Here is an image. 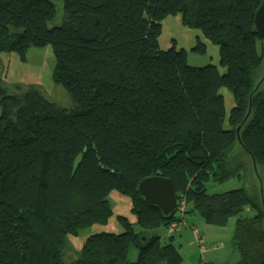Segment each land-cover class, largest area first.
<instances>
[{
  "label": "trees",
  "instance_id": "1",
  "mask_svg": "<svg viewBox=\"0 0 264 264\" xmlns=\"http://www.w3.org/2000/svg\"><path fill=\"white\" fill-rule=\"evenodd\" d=\"M61 1L63 20L52 25L53 0H0V53L24 58L30 47L51 45L53 80L72 101L67 109L34 86L0 87V264H66V237L107 223L113 190L130 198L141 229L118 216L125 230L91 234L70 264H181L179 248L154 232L175 213L164 217L136 191L151 175L169 177L186 213L206 223L237 216V264H264L263 194L206 188L239 173L238 148L264 169V47L253 30L262 0ZM170 15L219 46L224 73L159 47ZM223 86L233 97L227 117Z\"/></svg>",
  "mask_w": 264,
  "mask_h": 264
},
{
  "label": "rangeland",
  "instance_id": "2",
  "mask_svg": "<svg viewBox=\"0 0 264 264\" xmlns=\"http://www.w3.org/2000/svg\"><path fill=\"white\" fill-rule=\"evenodd\" d=\"M53 2L57 10V16L51 24L58 25L63 20V5L61 0H53ZM198 40L206 43V50L203 53H198L194 50ZM158 44L162 49L175 46L177 50H185L187 63L191 66L202 67L213 64L218 67L221 73H224L226 70L220 64L219 46L205 40L199 29L184 26L181 23L179 15L167 16L162 21V33L159 36ZM54 67L55 57L49 44L30 47L25 53L24 58L16 52H2L0 53V87L12 93L15 90H25L29 86H34L60 107L69 109L72 107V101L66 90L53 80ZM261 74H264V62ZM262 87L264 88V81ZM220 93L225 100L227 117L233 107V97L231 91L225 86L220 88ZM1 110L0 108V115ZM224 128H228L227 121L224 123ZM242 150L238 148L233 160L235 165L240 163V166H242V168H238V170L240 169V174L235 173L221 181H208L206 183L208 192L221 193L241 188L251 196L263 194L264 198V169L259 170V168L255 167L251 158ZM108 203L113 214L107 223L81 228L76 235H68L66 237L63 253L66 264H70L78 257L86 238L91 234L100 232L122 233L125 229L118 221V216L127 218L132 223L135 231L141 229L136 222V216L131 211V201L128 196L113 190L108 196ZM243 215H252V210L247 207ZM186 216L189 225L192 226H188L190 227L188 230L185 229L183 240L176 243V247L179 248L183 257L181 264H205L206 260L203 259L204 256L206 258L211 255L216 256L222 249L226 248L228 250L229 246H232L237 216L231 217L223 226L206 223L197 212L187 213ZM193 227L199 230V240L193 233ZM165 229L166 226H160L154 232L161 236L162 243L167 244L171 242V239L167 234L163 235ZM179 229H182V227ZM214 243L221 244V246L215 248L214 245L212 246ZM202 246L209 248L201 250ZM138 253L139 250L131 246L128 251L127 260L135 262L138 258ZM236 253H238L239 257L237 256V259L234 260L230 256L229 261L225 264H237L240 254L238 251Z\"/></svg>",
  "mask_w": 264,
  "mask_h": 264
},
{
  "label": "water",
  "instance_id": "3",
  "mask_svg": "<svg viewBox=\"0 0 264 264\" xmlns=\"http://www.w3.org/2000/svg\"><path fill=\"white\" fill-rule=\"evenodd\" d=\"M253 30L260 37L264 47V0L254 13ZM239 127L236 130L237 135ZM136 191L148 205L156 206L164 217L169 218L175 213L178 199L174 184L169 177L159 175L144 177L138 182Z\"/></svg>",
  "mask_w": 264,
  "mask_h": 264
},
{
  "label": "crops",
  "instance_id": "4",
  "mask_svg": "<svg viewBox=\"0 0 264 264\" xmlns=\"http://www.w3.org/2000/svg\"><path fill=\"white\" fill-rule=\"evenodd\" d=\"M188 226L191 227L192 225H189L188 219L186 218V224L180 225L176 229V231L174 233L169 234L168 233V230L166 228L163 231V235H166L167 234L168 237L171 239V242L176 245L177 242H180V241L183 240V237L185 235V229L188 230V228H190ZM180 227H182L183 231H181L182 229H179ZM201 237H202V235H201ZM235 250H237V249L232 244V246H229V249L228 250L226 248L225 249H222L219 253H217L216 256L211 255V256H207V258H206V256H204L203 259L206 260L204 263L205 264H225L226 262L229 261V257L230 256H232V258L235 260V259H237V256L239 257L238 253H236L238 250L237 251H235Z\"/></svg>",
  "mask_w": 264,
  "mask_h": 264
},
{
  "label": "built area",
  "instance_id": "5",
  "mask_svg": "<svg viewBox=\"0 0 264 264\" xmlns=\"http://www.w3.org/2000/svg\"><path fill=\"white\" fill-rule=\"evenodd\" d=\"M188 209V203L186 201V199L184 198H181L178 200V206L176 208V211H175V215H176V220L170 222V224L167 226V230H168V233L171 234V233H174L176 231V229L180 226V225H183V224H186V211ZM193 233L194 235L197 237V239L199 240L200 239V234H199V230L196 228V227H193ZM214 245V247H218V246H221V244H212V246ZM209 247H204L202 246L201 247V250H206L208 249Z\"/></svg>",
  "mask_w": 264,
  "mask_h": 264
}]
</instances>
